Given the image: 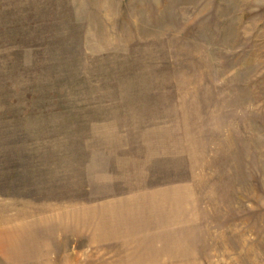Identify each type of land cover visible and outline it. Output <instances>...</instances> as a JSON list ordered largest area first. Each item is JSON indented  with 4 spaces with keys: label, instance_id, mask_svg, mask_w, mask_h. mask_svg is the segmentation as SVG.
<instances>
[{
    "label": "rangeland",
    "instance_id": "obj_1",
    "mask_svg": "<svg viewBox=\"0 0 264 264\" xmlns=\"http://www.w3.org/2000/svg\"><path fill=\"white\" fill-rule=\"evenodd\" d=\"M0 264H264V0H0Z\"/></svg>",
    "mask_w": 264,
    "mask_h": 264
}]
</instances>
